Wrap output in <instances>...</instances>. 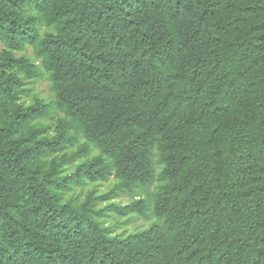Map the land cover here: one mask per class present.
<instances>
[{
    "label": "trees",
    "instance_id": "16d2710c",
    "mask_svg": "<svg viewBox=\"0 0 264 264\" xmlns=\"http://www.w3.org/2000/svg\"><path fill=\"white\" fill-rule=\"evenodd\" d=\"M0 44V264H264V0H0Z\"/></svg>",
    "mask_w": 264,
    "mask_h": 264
},
{
    "label": "rangeland",
    "instance_id": "374dc122",
    "mask_svg": "<svg viewBox=\"0 0 264 264\" xmlns=\"http://www.w3.org/2000/svg\"><path fill=\"white\" fill-rule=\"evenodd\" d=\"M34 13V12H32ZM40 33L44 34L49 29L44 26H40ZM2 45L0 44V49ZM19 55H26L30 58L33 57V49L27 48L25 51L18 53ZM24 87L27 89L28 94L22 98L25 104H32L36 101V99H41L47 103H52L54 96L53 92L50 87V82L48 81L47 77H44L42 80L36 81H25ZM64 118V115L58 111H54L52 115L42 120V122L48 125V132L54 133L55 127L58 124L59 119ZM84 142V140H82ZM77 149V145L75 147L70 148L67 150V153H72ZM99 152L97 150H93L92 153L89 155L90 157L93 155H98ZM88 156V157H89ZM82 158L77 159L75 162H71L67 164L64 168H66L65 173L72 172L75 167L81 163ZM116 183L114 177H111L107 182H99L98 184H88L84 187H78L73 191L67 192L64 194V200L69 198H76L79 202L84 201L89 193H94L95 195H103L107 193ZM154 188L150 189V192L153 191ZM140 195L137 196L139 198ZM132 197L129 196H119L115 199L105 200L99 202L100 208H105L108 206L109 203L115 202L119 205L129 204L132 201ZM152 220H144L134 217L133 215H118L116 212L108 211V215L102 218V222L106 226H112V235L117 236L121 235L126 237L130 234L136 233L148 227Z\"/></svg>",
    "mask_w": 264,
    "mask_h": 264
}]
</instances>
